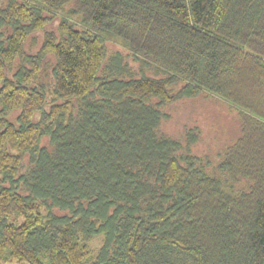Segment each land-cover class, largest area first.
<instances>
[{
  "label": "trees",
  "instance_id": "trees-1",
  "mask_svg": "<svg viewBox=\"0 0 264 264\" xmlns=\"http://www.w3.org/2000/svg\"><path fill=\"white\" fill-rule=\"evenodd\" d=\"M0 264H264V0H0Z\"/></svg>",
  "mask_w": 264,
  "mask_h": 264
},
{
  "label": "rangeland",
  "instance_id": "rangeland-1",
  "mask_svg": "<svg viewBox=\"0 0 264 264\" xmlns=\"http://www.w3.org/2000/svg\"><path fill=\"white\" fill-rule=\"evenodd\" d=\"M110 46L117 47L111 43ZM163 111L171 115L162 124V128L168 133L179 131V128L186 123H196L200 126L205 138L200 144L202 151L207 150L208 147L231 141L238 131L235 111L213 96L200 95L198 98L164 107Z\"/></svg>",
  "mask_w": 264,
  "mask_h": 264
}]
</instances>
